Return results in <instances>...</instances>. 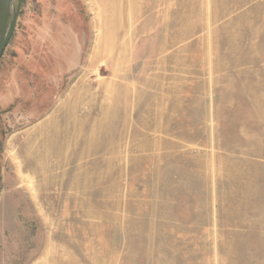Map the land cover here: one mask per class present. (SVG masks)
Masks as SVG:
<instances>
[{
  "label": "rangeland",
  "instance_id": "obj_1",
  "mask_svg": "<svg viewBox=\"0 0 264 264\" xmlns=\"http://www.w3.org/2000/svg\"><path fill=\"white\" fill-rule=\"evenodd\" d=\"M0 264H264V0H11Z\"/></svg>",
  "mask_w": 264,
  "mask_h": 264
},
{
  "label": "water",
  "instance_id": "obj_2",
  "mask_svg": "<svg viewBox=\"0 0 264 264\" xmlns=\"http://www.w3.org/2000/svg\"><path fill=\"white\" fill-rule=\"evenodd\" d=\"M10 7L11 0H0V58L10 38V33H8Z\"/></svg>",
  "mask_w": 264,
  "mask_h": 264
}]
</instances>
